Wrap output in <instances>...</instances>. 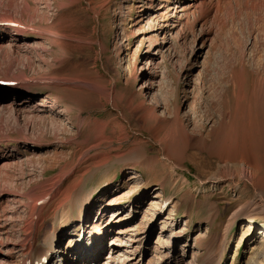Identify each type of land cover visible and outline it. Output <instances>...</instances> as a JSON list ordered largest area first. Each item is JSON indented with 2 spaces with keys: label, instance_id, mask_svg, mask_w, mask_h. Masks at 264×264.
<instances>
[{
  "label": "rangeland",
  "instance_id": "374dc122",
  "mask_svg": "<svg viewBox=\"0 0 264 264\" xmlns=\"http://www.w3.org/2000/svg\"><path fill=\"white\" fill-rule=\"evenodd\" d=\"M174 7L0 0V264L42 219L40 255L53 234L73 264H251L264 177H241L228 130L255 131L263 176L264 0ZM77 188L92 206L62 225Z\"/></svg>",
  "mask_w": 264,
  "mask_h": 264
},
{
  "label": "bare ground",
  "instance_id": "6f19581e",
  "mask_svg": "<svg viewBox=\"0 0 264 264\" xmlns=\"http://www.w3.org/2000/svg\"><path fill=\"white\" fill-rule=\"evenodd\" d=\"M170 1L171 0H166V2H170ZM189 1H190V3H189ZM195 3H196V0H175V7L174 8L180 9V10H185L186 7L193 6V4H195ZM165 6L166 7L168 6L167 3L160 4V6L158 7V9L159 10L164 9V8H166ZM89 7L92 10H95L92 7V4L91 3H90V6ZM169 9H171V5L169 6ZM95 13H97V15L99 17V15H100L101 12H100V10H97ZM26 98H28V97H26ZM249 126H251V125H249ZM233 128L231 127V129H233ZM231 129L228 130L229 136H230L229 138L231 140L230 141V147H232V149H235L239 153L238 154L239 156L238 155L237 156L239 157V162H240V165H241V177L244 178L245 181H249L253 185V187L255 189H257L256 179L262 178V177H264V175L263 176H260V172L262 171V167H261V163H259L258 160H257L258 159V156H259V152L257 151L259 149V146H258L257 140L254 139V133H255V131L253 132V131H251V128L250 127H246L244 129V132L245 133H243V135H242L243 136V144L237 145V143H236V145H235L234 144L235 143V139L233 138L234 132L230 131ZM97 144L99 145V143H97ZM236 151H234V152H236ZM232 157H234V156H232ZM165 158H166L168 164H171V162L173 163V161L169 157L166 156ZM151 161H153V160H151ZM102 180H105V179L102 178ZM106 180H109V178L108 179L106 178ZM131 187L132 188L130 190H127V188H126L127 191L126 190H122V192H118L115 195V197H112L107 204L111 205V207H114V208H117V209H121V208H119L120 204H123V203L126 204L127 202H131L132 203L133 202V199H132V196L131 195H132L133 191L139 190L140 189L139 188L140 186L139 185H136V184H133V186H131ZM258 189H262L264 191V185L261 184ZM65 191L67 193L68 192V189H65ZM57 192H56V194H57ZM75 193L76 194H74V195H77V199H74L73 207L70 208V209H68V210H66L64 212V215L62 216V221H63L62 222V225L66 224L67 223L66 221H68L67 224L72 225L71 224L72 223V220L71 219H72V217L74 215V213H73L74 209H77L79 207L80 210L83 209L84 211L88 212L87 209H89L92 206V202L91 201H88L89 200L87 198L88 195L85 196L82 193V190H80V188L75 189ZM157 196L160 197L159 194ZM160 206H161V204H160ZM160 206L157 209L158 212L161 209ZM260 207L264 209V197L263 196H262V201H261V206ZM69 211H71V212H69ZM118 214H119V218L122 219L123 218L122 216H123L124 213L121 212V211H118ZM103 215H104V213H101L100 214V217H98L100 219L99 222L103 220ZM253 219L254 218H250V221H253ZM58 221H60V220H58ZM42 222H43V219H42V221L37 222V226L36 225L35 226L33 225L32 227H30L29 229L26 230L27 231L26 232V240H25L24 245H22L23 246L24 264H51L50 261H49V258L47 259V261H45L44 258L42 260V257H46V254H48V252H50L49 254H51L50 257H52L54 255L57 257L56 258L57 259L56 260L57 261L56 264H73L74 262L73 263L71 262V260L69 258V255L67 254V252L64 251V250H62V249L59 250L60 248H58L57 241L54 242V240H53V236H54L53 234H52V238H50V236H46V238L44 239L43 243L44 244H47L48 247L46 248V251H44L43 255L42 256L40 255L39 248L41 247V244H39L36 241V238L40 234V227H41L40 226V223H42ZM108 224H110V222ZM100 225L104 226V224H101V223L100 224L98 223L97 225L96 224L94 225V228L96 229L95 230V233L96 234L101 233L105 229V228H102ZM163 226H164L165 229H167V226L165 224ZM246 227H249L248 228L249 230L246 229L245 230V233H249L250 227H252V225H247V226H244L243 228L245 229ZM107 228H108V226H107ZM75 229H76V227H75ZM108 229H112V228H108ZM60 230L61 231H65L62 228ZM183 232H185V229L184 228H182V229H180V231L176 232L175 235L176 234L180 235V233H183ZM254 240H255V242H253V244H254L255 252L248 259V262L251 263V264H256L257 260L264 255L263 254L264 253V237H260L258 239H254ZM26 245L28 246L27 248H26ZM79 257H80V260L84 264H90L91 261H92L91 255H89V257H87V256L81 257V255H80ZM261 264H264V261H262Z\"/></svg>",
  "mask_w": 264,
  "mask_h": 264
}]
</instances>
